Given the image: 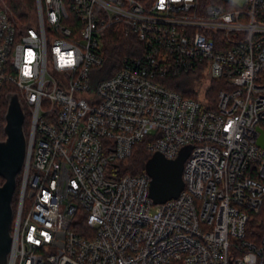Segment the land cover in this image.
Segmentation results:
<instances>
[{"label": "built area", "instance_id": "1", "mask_svg": "<svg viewBox=\"0 0 264 264\" xmlns=\"http://www.w3.org/2000/svg\"><path fill=\"white\" fill-rule=\"evenodd\" d=\"M34 1L17 25L0 2V103L17 93L29 120L7 264H264V233L246 239L264 199V0ZM109 33L131 41L110 75ZM180 75L201 98L166 85ZM144 138L169 159L191 147L163 203L146 172L119 175Z\"/></svg>", "mask_w": 264, "mask_h": 264}, {"label": "water", "instance_id": "2", "mask_svg": "<svg viewBox=\"0 0 264 264\" xmlns=\"http://www.w3.org/2000/svg\"><path fill=\"white\" fill-rule=\"evenodd\" d=\"M4 138L0 139V264H7L11 250V224L13 219L12 195L16 187V176L23 167L27 137L23 122L24 107L15 92L7 93ZM256 143L264 147V130L257 127ZM191 147H183L173 158H166L161 152H154L145 162V172L150 177L149 197L154 204L177 197L184 187L183 164Z\"/></svg>", "mask_w": 264, "mask_h": 264}, {"label": "trees", "instance_id": "3", "mask_svg": "<svg viewBox=\"0 0 264 264\" xmlns=\"http://www.w3.org/2000/svg\"><path fill=\"white\" fill-rule=\"evenodd\" d=\"M204 4L215 3L222 4L223 0H200ZM9 10L22 22L28 23L30 17L33 15L35 8L34 0H4ZM130 38L125 37L119 39L115 34H108V39L104 42L103 53L105 58L104 67L108 68L107 74H112L120 65V59L123 55L130 53ZM167 86L172 87L174 90L181 92L185 96L196 97L195 92H189L180 90L177 85L171 82L166 83ZM217 84H210V101L214 103V91L216 90ZM6 100L3 97L0 103V139L4 138L3 127L5 124V113H6ZM28 114L25 110L23 128L27 135L28 130ZM148 138H144L141 141L134 144L132 153L129 157L119 161V175L122 174H140L145 172L144 166L146 160L151 156V152L146 147V141ZM20 181V174L16 176V187L12 195V208L13 211L16 208L17 193ZM3 179L0 177V184ZM264 233V199L258 212L249 215L248 223L246 226V239L258 242L261 235Z\"/></svg>", "mask_w": 264, "mask_h": 264}, {"label": "rangeland", "instance_id": "4", "mask_svg": "<svg viewBox=\"0 0 264 264\" xmlns=\"http://www.w3.org/2000/svg\"><path fill=\"white\" fill-rule=\"evenodd\" d=\"M0 2L3 4L5 3L4 0H0ZM223 2H226L233 7H241L244 0H223ZM7 9L10 12L8 7ZM9 15L11 19L13 20V22L17 25L19 23L18 22L19 19L12 12ZM170 82L173 83L174 85H177L180 90H185V91L195 92V93L197 92V94H199V97L200 98L202 97L201 88H200L201 86L198 83V79L194 78V76L192 75H180L177 77H173L170 79Z\"/></svg>", "mask_w": 264, "mask_h": 264}]
</instances>
